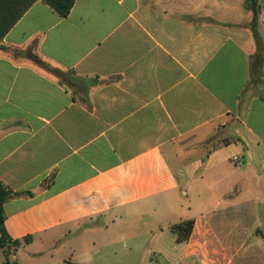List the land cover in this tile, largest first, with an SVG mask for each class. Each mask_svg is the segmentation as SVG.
<instances>
[{"label": "crops", "instance_id": "0c3cea01", "mask_svg": "<svg viewBox=\"0 0 264 264\" xmlns=\"http://www.w3.org/2000/svg\"><path fill=\"white\" fill-rule=\"evenodd\" d=\"M254 18L264 41V0L33 3L0 40L9 259L264 264Z\"/></svg>", "mask_w": 264, "mask_h": 264}, {"label": "trees", "instance_id": "16d2710c", "mask_svg": "<svg viewBox=\"0 0 264 264\" xmlns=\"http://www.w3.org/2000/svg\"><path fill=\"white\" fill-rule=\"evenodd\" d=\"M37 1L50 6L61 17H67L74 6V0H0V40L4 38L29 7ZM249 1L254 7V0ZM250 26L257 46V52L254 56V68L260 71L264 62V41L259 34L256 18L253 19ZM15 196V193L0 182V251L5 257L2 264H17L9 259V255L17 251L21 245L19 240H14L10 237L5 227L4 205ZM192 229L193 221H184L172 226V230L177 234L179 242L187 240ZM24 242L29 243L30 238H25Z\"/></svg>", "mask_w": 264, "mask_h": 264}]
</instances>
